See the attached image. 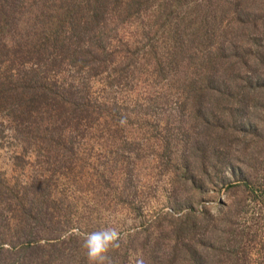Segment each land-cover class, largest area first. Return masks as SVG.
I'll return each instance as SVG.
<instances>
[{
	"label": "trees",
	"instance_id": "16d2710c",
	"mask_svg": "<svg viewBox=\"0 0 264 264\" xmlns=\"http://www.w3.org/2000/svg\"><path fill=\"white\" fill-rule=\"evenodd\" d=\"M143 16L157 39L137 27L133 45L114 44L121 28ZM144 62L169 87L176 83L170 74H183L177 82L183 122L199 126L180 133L190 152L176 164L189 186H220L227 198L217 212L202 207L164 217L146 264H264V0H0V110L24 121L25 144L41 156L72 150L65 136L63 144L51 138L61 124L93 118L90 79L109 73L108 83L120 84L143 72ZM65 67L79 79L58 81ZM49 186L48 179L32 180L24 199L47 205ZM52 223L61 229L64 221ZM23 225L25 231L29 222ZM77 239L69 234L63 244ZM15 240L26 255L17 264L68 261L58 243L42 245L25 232Z\"/></svg>",
	"mask_w": 264,
	"mask_h": 264
},
{
	"label": "rangeland",
	"instance_id": "374dc122",
	"mask_svg": "<svg viewBox=\"0 0 264 264\" xmlns=\"http://www.w3.org/2000/svg\"><path fill=\"white\" fill-rule=\"evenodd\" d=\"M148 23L143 16L134 25L121 28L114 44L119 47L121 40L133 45L139 40L137 27L153 36L155 30ZM17 33L13 31V38ZM9 37L10 33L5 34ZM144 63L143 72L129 73L120 84L110 85L109 73L90 79L89 97L97 103L89 106L93 118L76 126L61 124L52 132L51 138L62 144L65 136L64 146L71 151L59 149L41 156L34 145L25 144L24 121H15L6 110H0V249L7 250L0 255V264H17L26 258L17 251L20 242L15 240L23 232L42 245L58 243L68 257L64 264H89L82 248L83 234L107 226L117 228L126 239L111 253L117 264H135L137 253L149 258V241L168 222L164 217L199 213L202 207L211 212L223 209L227 201L223 188L195 190L176 164L184 152H190L180 133H192L199 126L183 122L187 112L179 108L177 94L183 74L168 76V81H176L171 88L167 80L155 79L150 63ZM4 69L1 63L0 72ZM72 76L79 79L65 67L57 80L70 82ZM81 97L77 99L84 101ZM98 102H105L109 109ZM44 179L50 182L49 202L35 207L24 199V189L32 180ZM40 209L43 214L37 213ZM59 220L64 221L61 229L52 223ZM26 221L29 226L23 231L20 227ZM14 223L18 224L15 228ZM69 234L77 235V241L63 244ZM56 235L59 240H54Z\"/></svg>",
	"mask_w": 264,
	"mask_h": 264
},
{
	"label": "clouds",
	"instance_id": "9594fccd",
	"mask_svg": "<svg viewBox=\"0 0 264 264\" xmlns=\"http://www.w3.org/2000/svg\"><path fill=\"white\" fill-rule=\"evenodd\" d=\"M121 239L120 231L112 226L84 233L82 248L86 250L89 264H117L111 253L120 248ZM135 264H146L142 253H137Z\"/></svg>",
	"mask_w": 264,
	"mask_h": 264
}]
</instances>
